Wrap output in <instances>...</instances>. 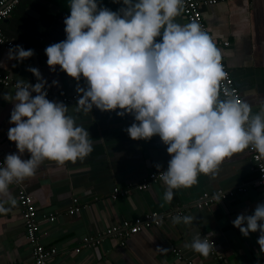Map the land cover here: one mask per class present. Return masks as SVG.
Instances as JSON below:
<instances>
[{
	"label": "crops",
	"instance_id": "obj_1",
	"mask_svg": "<svg viewBox=\"0 0 264 264\" xmlns=\"http://www.w3.org/2000/svg\"><path fill=\"white\" fill-rule=\"evenodd\" d=\"M101 3L112 10L121 6L118 0H101ZM202 13L214 39L219 44H230L222 52L242 102H247L253 113L260 111L264 99V0L219 3L204 7ZM68 14L67 0H25L19 4L3 23V29L13 44L33 49L34 55L22 62L9 60L5 55L9 47L0 44V74L14 81L22 78L33 82L36 77L27 67H38L49 84L53 79L59 81L58 86L48 87L52 91L50 100L62 101L59 92L77 95V81L61 71L59 65L55 72L50 71L44 52L47 45L65 39L64 17ZM176 19L187 23L181 13ZM80 83L84 84L83 77ZM12 91V87L0 86L2 160L6 154L17 151L15 142L7 136L12 126L9 118L13 104L3 98L4 93ZM75 103L65 104L77 123L89 130L93 151L83 159L63 165L44 160L33 176L14 180L9 185L15 204L7 197H0V206L7 209L0 212V264H34L18 200L20 185L28 190L39 210L40 242L57 250L48 264H256L264 259V251L257 244L259 232H250L245 237L231 223L237 214L245 210L251 213L258 202L264 201V189L253 187L258 174L247 148L224 158L214 174L200 173L195 184L174 189L172 200L167 201L162 180L145 191L136 188L149 173L167 167L170 157L160 138L133 140L124 131L132 123L131 115L120 117L95 108L88 113L77 112ZM29 155L25 151L22 158ZM156 163L162 166L159 170ZM245 187L248 188L245 194L209 208L196 207L207 194ZM116 188L124 191L113 199ZM73 200L82 209L70 215ZM53 213L58 214L54 222L42 218ZM152 213L163 218L160 227L145 228L130 236L106 233L124 222L144 221ZM189 214L195 217L192 225L172 222L173 216ZM195 232L201 237L208 234L210 242L215 244L206 256L184 246ZM88 237L99 243L88 245L85 242Z\"/></svg>",
	"mask_w": 264,
	"mask_h": 264
},
{
	"label": "clouds",
	"instance_id": "obj_2",
	"mask_svg": "<svg viewBox=\"0 0 264 264\" xmlns=\"http://www.w3.org/2000/svg\"><path fill=\"white\" fill-rule=\"evenodd\" d=\"M118 2L121 6L112 10L101 0H67L65 39L44 49L50 71L59 65L77 81L76 111L131 115L132 123L124 129L131 139L158 136L170 157L160 173L167 201L174 189L195 184L198 174H214L226 157L248 147L264 155V99L253 113L227 89L221 98L219 85L226 76L221 51L198 21L176 19L184 0ZM5 55L22 62L34 50L14 44ZM27 71L35 83L18 78L14 91L3 94L13 104L7 136L17 151L0 162V197L12 204L9 185L33 176L42 161L63 165L93 151L89 130L69 114V106L47 96L48 87L59 81L49 84L38 67ZM25 151L30 155L22 158ZM6 210L0 206V212ZM194 220L190 214L172 217L174 224L185 226ZM231 223L245 237L258 231L257 244L264 251V201ZM184 246L206 256L212 245L208 234L195 232Z\"/></svg>",
	"mask_w": 264,
	"mask_h": 264
},
{
	"label": "built area",
	"instance_id": "obj_3",
	"mask_svg": "<svg viewBox=\"0 0 264 264\" xmlns=\"http://www.w3.org/2000/svg\"><path fill=\"white\" fill-rule=\"evenodd\" d=\"M25 0H0V44L9 47L10 45H14L12 40H10L3 29V23L6 19H8L16 9V7L21 4ZM234 0H184V5L182 9V16L186 20V22H190L191 20H196L201 25L202 29L206 31L210 37L213 39L216 46L221 51V63L223 64L224 71L226 76L220 82V90H221V98H224L223 92L225 89L229 90L233 95H235L238 99L241 100V94L239 88L236 86L235 81L231 75V71L227 66L225 57L223 55V48H228L230 46L229 42H224L223 44H219L212 34L208 32V29L203 20V13L202 9L207 6H215L219 3H230ZM33 81L32 83H35ZM15 81L10 78L8 75L0 74V86L5 87H12L14 88ZM52 94L51 90H47V96ZM60 99L64 103H71L76 102V94H67L66 92H59L58 93ZM251 160L256 168L257 171V178L253 182L254 188H263L264 189V155L259 154L251 147L247 148ZM3 160L0 158V162ZM163 171V170H162ZM151 172L145 178V180L136 186L138 191H145L152 187L154 183L161 181L160 173L162 172ZM127 190V189H126ZM119 188L114 190L113 199L118 197V194L123 193ZM248 188H240L238 190H231V191H222L219 190L215 195H205L200 198V200L196 203V207L198 209H205L209 208L217 202H222L231 198L236 197L239 194L247 193ZM128 192V191H127ZM18 200L22 210L23 220L25 224L26 236L27 239L32 247L33 253V260L34 264H48V260L52 258L56 253L57 250L55 248H46L39 239V230L41 224V218L39 217V210L34 202L33 197L30 195L28 190L20 185L18 188ZM82 209L81 204L77 200H73V206L69 209L68 213L70 215H75L79 213ZM57 213H53L50 215L42 216L43 219L48 220L50 222H54L57 218ZM163 224V218L158 215L157 213L149 214L145 217V220H136L135 222H124L120 226H113L106 230L107 235L119 233L121 236H130L135 235L144 230L145 228H152V227H160ZM85 242L88 245H95L99 243V240H95V238L88 237L85 238ZM211 245H215L211 242ZM76 252H80V249H76ZM181 259V257H180ZM192 264V263H189ZM256 264H264V259L258 261Z\"/></svg>",
	"mask_w": 264,
	"mask_h": 264
}]
</instances>
